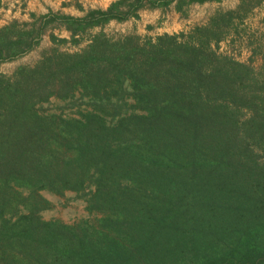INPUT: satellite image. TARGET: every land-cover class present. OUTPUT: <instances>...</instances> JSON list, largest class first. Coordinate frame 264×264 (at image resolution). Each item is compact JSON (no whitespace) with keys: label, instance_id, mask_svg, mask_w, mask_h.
I'll return each instance as SVG.
<instances>
[{"label":"trees","instance_id":"trees-1","mask_svg":"<svg viewBox=\"0 0 264 264\" xmlns=\"http://www.w3.org/2000/svg\"><path fill=\"white\" fill-rule=\"evenodd\" d=\"M98 14L125 17L112 7ZM162 40L100 37L80 54L59 56L41 80L82 86L100 102L77 127L69 120L68 132L40 117L19 130L3 121L10 127H0V264H264V164L254 167L256 150L240 146L237 121L208 107L214 89L228 94V82L214 85L218 73L208 81L200 72L206 52L221 56L206 42ZM105 111L118 121L107 125ZM86 171L96 199L106 201L103 223L44 221L32 217L33 206L12 221L25 203L16 185L63 190L68 176L84 185ZM120 175L130 181L115 183Z\"/></svg>","mask_w":264,"mask_h":264},{"label":"rangeland","instance_id":"rangeland-1","mask_svg":"<svg viewBox=\"0 0 264 264\" xmlns=\"http://www.w3.org/2000/svg\"><path fill=\"white\" fill-rule=\"evenodd\" d=\"M111 7L125 17L104 21L98 12ZM171 36L194 46L206 42L208 49L228 58L224 63L208 51L200 61L204 67L200 72L208 76L204 79L214 80L212 72L218 73L214 85L228 82V94L214 89L208 107L218 105L225 116L237 121L240 146L256 150L253 154L259 163L254 167L262 166L264 139L259 137L262 133L256 122L264 121V0H0V127H5L1 130L10 127L3 121L13 120V127L19 130L25 122L35 127L40 117L39 121L49 120L51 126L68 132L69 120L77 127L79 121L91 117L89 111L98 109L100 102L93 101L82 86L66 90L57 79L41 80L46 71L55 70L59 56L80 54L100 37L110 41L129 37L140 45H152L163 37L162 44L168 45ZM224 72L227 74L221 76ZM206 82L194 81L210 89ZM129 98V103L137 102ZM105 112L101 116L107 125L118 121L117 116ZM130 112L128 105L125 113ZM39 169L36 174H44L45 168ZM87 173L82 186L78 177H66L63 183L69 187L63 190L16 185L15 191L25 203L12 221L21 213L30 214L33 206L36 212L32 217L44 221L103 223L108 216L106 201L96 199L98 186ZM123 178L120 175L115 183L130 181ZM135 187L131 181L130 189ZM33 197L42 203L35 205Z\"/></svg>","mask_w":264,"mask_h":264}]
</instances>
